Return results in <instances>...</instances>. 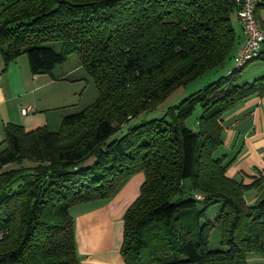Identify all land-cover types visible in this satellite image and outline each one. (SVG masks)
<instances>
[{"label":"trees","instance_id":"16d2710c","mask_svg":"<svg viewBox=\"0 0 264 264\" xmlns=\"http://www.w3.org/2000/svg\"><path fill=\"white\" fill-rule=\"evenodd\" d=\"M262 9L264 0H257V19ZM238 10L235 0H0L5 65L25 54L33 75L52 74L75 54L97 93L90 105L63 115L58 131L3 126L0 264H79L70 209L113 198L138 174V197L123 216L124 264L264 259V188L248 205L244 191L258 180L231 179L233 159L214 158L223 115L263 96L264 74L238 83L245 66H235L162 117L110 140L175 89L234 59L231 17ZM198 107L192 130L186 121ZM218 202L220 210L205 219L208 205ZM214 228L218 250L209 248Z\"/></svg>","mask_w":264,"mask_h":264},{"label":"crops","instance_id":"0c3cea01","mask_svg":"<svg viewBox=\"0 0 264 264\" xmlns=\"http://www.w3.org/2000/svg\"><path fill=\"white\" fill-rule=\"evenodd\" d=\"M257 16L264 26V9L259 10ZM242 36L244 40L243 32ZM71 75L72 71L69 70L59 74H55L53 70L52 74L33 75L27 58L20 56L5 65L0 53V142L4 137L3 126L7 123L32 131L50 126L53 118L56 122L61 121L65 115L64 110L75 106H68L72 96L78 92L70 87L75 81ZM261 101L248 98L227 117H223L222 121L228 135L227 141L237 130V134L247 137L245 143L248 151L235 155L233 164L226 171L227 177L241 180L245 184H251L249 178L254 176L248 173V169L254 164L264 166V114L258 104ZM27 108L30 111L24 115L22 111ZM261 171L264 172L263 169ZM142 182V174L135 175L113 198L76 205L70 209L79 264H124L120 256L123 216L138 197ZM251 260L254 258L249 254L248 264Z\"/></svg>","mask_w":264,"mask_h":264},{"label":"rangeland","instance_id":"374dc122","mask_svg":"<svg viewBox=\"0 0 264 264\" xmlns=\"http://www.w3.org/2000/svg\"><path fill=\"white\" fill-rule=\"evenodd\" d=\"M231 21H232V26L234 28L235 35H236V45H235L236 47L235 51H236L237 49H240L244 45L245 39L243 40L242 30L238 24L236 15H232ZM54 47L56 51L60 50L59 44H55ZM21 56L22 58H27L25 54ZM234 67H235L234 59L227 60L223 68H217V69L208 71L201 77L192 81L191 83L183 87H179L175 89L165 99H163L162 102H160L154 109L148 112L142 113L137 118L131 120L127 125L123 126L120 129V131H118L115 135H113L110 138V140L120 138L122 135L126 133L128 127L132 125L140 124V123L152 120V119H157V118L162 117L169 110V108L174 107L186 97L194 94L195 92L200 90L202 87L208 85L209 83H212L213 81H215V79L220 77V75L226 76ZM66 70L72 71V75L70 77L74 79L75 81L71 83L70 87L72 89L73 88L77 89L78 92L76 93V95L72 96L71 98L72 100L71 102H69V105H68V106H71V105H75V106H71L68 109H65L64 110L65 115L82 110L84 107L90 105L97 97V93H96L92 79L87 75V73L81 67L79 63V59L75 54H70L68 56L67 61L64 64L57 66L54 69V73L59 74ZM263 74H264V54L262 55L260 59H255L249 62L241 70L238 76V83H243V82L250 83ZM252 97L255 99H260V101L262 100L261 103L259 102L258 104H260V109L262 113L264 114V95L261 97L259 96H252ZM236 106L229 109L223 115V117L225 116L227 117L236 108ZM60 114L61 113L59 112V115ZM200 114H201V110L198 107L196 108L194 114L186 121L187 127H189L192 130H195L196 121H197V118L200 116ZM60 122L61 121L56 122V120L53 118L49 126L51 131H58L60 127ZM237 132L238 130L235 131L232 138H230V140L227 141L228 135H227V132L223 128L222 145L219 148H217L216 151L214 152V158L223 156L225 159L224 160L225 163H227L229 160H232V159L234 162L235 157H236L235 155H239V154L242 155L248 151L247 143H245L247 137L241 133L237 134ZM2 147H4V145H1L0 149H2ZM233 162L230 164V166L233 164ZM230 166L228 167V169L230 168ZM262 169L264 170V166L258 167L255 164L250 169H248V173L250 175H254L253 177L249 178V181L253 183L258 180V182L260 183V186H253L244 191L243 198H244V201L248 205H254L257 200L263 197L262 191L264 188V172L261 171ZM133 180L136 181V179H133ZM246 185H249V184H246ZM220 208H221V203L219 202L208 205L206 212H205V219L211 220L216 215V213L220 210ZM209 248L211 250H218L222 248L220 244V231L218 228H214L210 233ZM250 255L254 258V260H251L249 264H264V259L254 254H250ZM255 258H258L257 261L261 263H258L257 261H255L256 260Z\"/></svg>","mask_w":264,"mask_h":264},{"label":"built area","instance_id":"2783aa9c","mask_svg":"<svg viewBox=\"0 0 264 264\" xmlns=\"http://www.w3.org/2000/svg\"><path fill=\"white\" fill-rule=\"evenodd\" d=\"M239 7L237 18L242 32L245 36L244 45L238 50L234 57L236 67H244L249 62L257 58L264 47V26L259 22L255 15L257 0H235ZM30 108L24 109L25 115ZM6 233L0 231V240Z\"/></svg>","mask_w":264,"mask_h":264}]
</instances>
